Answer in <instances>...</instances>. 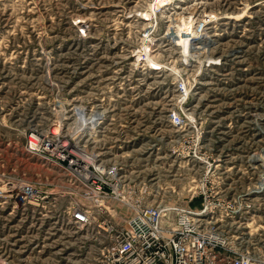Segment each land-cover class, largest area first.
I'll use <instances>...</instances> for the list:
<instances>
[{"label": "rangeland", "instance_id": "374dc122", "mask_svg": "<svg viewBox=\"0 0 264 264\" xmlns=\"http://www.w3.org/2000/svg\"><path fill=\"white\" fill-rule=\"evenodd\" d=\"M141 3L0 0V187L25 178L55 189L52 171L25 148L29 131L58 128L67 140L74 108L103 98L109 113L89 148L133 164L153 204H185L195 187L252 204L217 225L235 249L264 252V187L256 188L264 174V0L195 1L215 22L211 47L197 55L205 68L186 106L193 124L180 129L167 119L179 66L142 73L126 53L138 28L127 14ZM127 215L118 206L106 220ZM65 218L51 206L15 209L0 198V264H95L97 226L80 230Z\"/></svg>", "mask_w": 264, "mask_h": 264}, {"label": "built area", "instance_id": "2783aa9c", "mask_svg": "<svg viewBox=\"0 0 264 264\" xmlns=\"http://www.w3.org/2000/svg\"><path fill=\"white\" fill-rule=\"evenodd\" d=\"M195 1L142 0L127 14L138 26L126 49L131 67L161 75L179 66L180 72L172 79L174 104L167 113L175 129L193 124L186 106L200 69L205 68V58L198 63L197 55L211 47L202 30L215 22V16L192 8ZM180 36L190 43L183 46ZM197 64L200 72L186 73ZM108 113L103 98H90L81 117L72 115L67 140H62L55 128L48 132L30 130L25 148L52 171L49 185L55 189H46L42 179L21 178L4 183L0 198L11 201L15 209L51 206L55 218L66 217L80 230L97 226L95 264H264V252L235 249L221 228L223 224L217 225L216 219L223 220L229 213L237 215L252 204L215 198L198 186L185 204H153L143 199L152 189L140 171L132 169L133 164L128 167L116 158H102L96 149L89 148L88 142ZM205 167L211 168V161L207 160ZM259 187H264V174L258 180ZM52 195H58L53 202L49 200ZM118 206L129 215L119 223L106 220L118 212Z\"/></svg>", "mask_w": 264, "mask_h": 264}, {"label": "bare ground", "instance_id": "6f19581e", "mask_svg": "<svg viewBox=\"0 0 264 264\" xmlns=\"http://www.w3.org/2000/svg\"><path fill=\"white\" fill-rule=\"evenodd\" d=\"M199 9V8H198ZM85 21V20H84ZM84 23V22H83ZM80 27H81V25H80ZM209 26H207V27H205V29H203L202 30V33L203 34H207L208 35V32H210L209 31ZM85 29H88V26L87 25H85ZM204 30H205V32H204ZM200 36V35H199ZM206 39H207V36L205 35V41H206ZM180 42H181V44L183 45V46H187L189 43H190V41L188 40V38L186 39L185 37H182V36H180V40H179ZM208 42H209V44H210V41L208 40ZM48 71V70H47ZM75 72V71H74ZM48 76H49V74H48ZM71 76V75H70ZM78 76V75H77ZM46 77H47V75H46ZM49 78V77H48ZM46 80H47V78H46ZM82 80V79H81ZM71 82V81H70ZM62 109V108H61ZM61 109H59V110H61ZM54 110H56V109H54ZM53 111V110H52ZM62 111H64V110H62ZM62 111L60 112V113H62ZM85 112V105L84 106H82V105H77L75 108H74V110H73V115H75L76 113H78L79 114V116L81 117V115L83 114ZM53 113V112H52ZM60 113H58V114H60ZM92 119H94L95 117L94 116H92L91 117ZM57 128V127H56ZM58 129V128H57ZM263 157V156H262Z\"/></svg>", "mask_w": 264, "mask_h": 264}]
</instances>
